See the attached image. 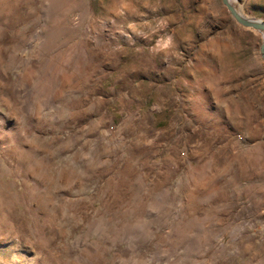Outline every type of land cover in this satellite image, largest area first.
<instances>
[{
    "label": "rangeland",
    "instance_id": "1",
    "mask_svg": "<svg viewBox=\"0 0 264 264\" xmlns=\"http://www.w3.org/2000/svg\"><path fill=\"white\" fill-rule=\"evenodd\" d=\"M263 47L224 0H0V264H264Z\"/></svg>",
    "mask_w": 264,
    "mask_h": 264
},
{
    "label": "water",
    "instance_id": "2",
    "mask_svg": "<svg viewBox=\"0 0 264 264\" xmlns=\"http://www.w3.org/2000/svg\"><path fill=\"white\" fill-rule=\"evenodd\" d=\"M225 5L228 7L232 15L235 17L236 21L243 25L244 27L264 31V22L263 21H251L242 17L234 7L229 3L228 0H224ZM263 57H264V47H263Z\"/></svg>",
    "mask_w": 264,
    "mask_h": 264
},
{
    "label": "bare ground",
    "instance_id": "3",
    "mask_svg": "<svg viewBox=\"0 0 264 264\" xmlns=\"http://www.w3.org/2000/svg\"><path fill=\"white\" fill-rule=\"evenodd\" d=\"M228 1H230V2H231L232 0H228ZM230 2H229V3H230ZM247 20H250V19H247ZM251 21H254V20H251Z\"/></svg>",
    "mask_w": 264,
    "mask_h": 264
}]
</instances>
